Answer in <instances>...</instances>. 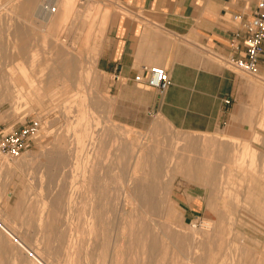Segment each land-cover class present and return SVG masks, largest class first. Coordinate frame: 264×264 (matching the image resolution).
Here are the masks:
<instances>
[{"label":"rangeland","instance_id":"rangeland-1","mask_svg":"<svg viewBox=\"0 0 264 264\" xmlns=\"http://www.w3.org/2000/svg\"><path fill=\"white\" fill-rule=\"evenodd\" d=\"M20 2L21 0H0V130L3 129L9 132L21 128L34 118H41L44 128L35 147L29 153L20 159L4 158V161L14 164V166L19 162L21 169L7 171L0 168V232L2 231L0 234L2 237H0V251H2L3 256L5 254L3 248L5 251L7 250L6 253L8 252V254L6 256L10 258L4 255L5 257H1L3 262L0 264H73L72 261L75 264H117L115 262H117L118 253L116 254V252L119 251L120 253L122 249H126L127 251L123 250V254L125 252L127 254L123 255L121 252L119 254L121 257H119L124 256V259H122L126 261L123 262L119 258L121 261L118 259V264L121 262L122 264H130L129 261L131 264H135L134 262H139L136 264H174L175 262H177L176 264H182L181 261L183 264H187L184 258L188 255L197 256L190 264H264V205H255L256 202L264 201V163L262 161L264 159V73L260 72L258 76L253 77L232 68L238 74L239 80L244 83L243 90L237 98L236 108L232 112L230 120L224 123L217 132L198 133L176 129L162 115L154 113L150 109V104L153 97H155L152 92H155V89L148 86H119L110 80V77L102 73L97 66V60L106 40L111 15L116 11L124 12L121 7L111 0H69L68 7L63 5L58 7L55 2L45 4V6L55 5L57 7V14L53 16L65 11L67 15L64 21L53 23L51 28L47 29L38 15V9H25ZM43 4L44 1L41 2L42 6H44ZM42 12L41 7L40 15L44 13ZM15 40L28 45L27 54L18 55L13 53L12 42ZM7 45L8 47H6ZM203 54L212 63L222 67L228 66V59L214 51L208 49L203 51ZM162 67L167 68V66ZM89 73L91 74L88 75ZM49 79H51V82ZM46 80H48L47 83ZM78 81L85 82L80 89L86 88L85 91H88L86 93L90 94L88 98L90 112L98 123L94 129L99 128L98 130L108 131V133L106 131V138L103 137L102 161H99L101 166H99V169L102 172L97 171V177H99L96 179L97 182L93 183V193L89 189V183L83 182L79 177L77 178L76 173L63 175V171L68 170L69 166L74 170L72 167H75L74 163L78 161L82 163L86 154L78 149L75 135L81 98L80 89L77 88L76 84ZM254 82H257L258 85H254ZM20 94H22V98L16 103L15 97ZM79 94L80 96H78ZM106 120L111 122H106ZM109 123L114 125L113 128H115V125L116 127L119 126V129L124 126V128L127 127L131 131L129 136L133 140L138 136L144 135L145 139L148 137L147 140L151 144V149L149 151V162L145 166L147 169L144 167L146 175L143 176L145 173H141L137 176L139 179L144 177V185L155 192L154 200L159 202L160 211L164 210L165 207V211L169 212V209L171 212H173L172 210L175 211L173 214L169 212L171 224H174H172V231L167 233L171 236L165 235L168 239L163 234H146L147 236L144 235L142 238L148 239V247L141 245L138 247L137 242L141 236H130L131 239L135 238V240H132L135 245L128 243L134 246V250L130 245L129 249L128 244L127 247L124 246L122 249L119 247L117 249L111 244L116 238L123 236L120 233L121 230H119L121 217L118 211L121 208L119 202L124 201V199L119 193H121L122 182L128 178L129 166L127 163H124L122 167L119 166L118 151L115 149L117 146L113 144V140L123 137V134L121 129H111L112 124L110 126ZM158 124H160L159 127H157ZM146 134L147 136H145ZM185 135L194 138L207 136L212 137L211 140L217 138L216 141L226 137V140L246 142L247 145L256 149L254 154L257 165L253 169L249 167L251 156H247L244 166L238 165L236 159L240 156L239 151L236 153L231 152L230 156L228 155L225 160L223 159L216 171L217 176L215 175L207 182L197 179L196 173H193L192 176L174 171L165 173V165L162 166V172L160 171L158 176L151 174L154 170L153 164L155 161L161 160L164 162L167 160L168 157L166 156H170L172 153V145L175 139ZM62 140L68 141L71 149L70 153H62L64 166L68 165L67 168H63L62 164L57 166L47 164L49 163L46 160L48 155L45 158L47 148L53 147V152L56 151L57 148H54V145ZM52 143H54L53 146ZM210 152L211 149L208 153ZM38 159H41V161ZM105 161L108 163H105ZM46 165L49 166L46 167ZM55 170L56 175L54 174ZM223 176L226 177L221 182L220 178ZM67 177L70 178L67 179ZM248 186H254L252 189L253 196L250 195L251 189H247ZM73 187L77 188V193H79L77 200L79 204H76L75 199L70 197ZM92 194L94 198L91 197ZM102 195L106 197L101 198ZM92 203H95L98 215L101 212L102 225L104 222L105 225L107 224L106 228L103 226L101 234L98 233L100 236L97 246L91 242V237L87 233L88 230L83 225L86 216L90 213ZM76 205L80 206L77 207ZM44 207L48 209L50 215L47 223L53 226L52 229L47 231L40 226L38 221L40 218L39 212ZM163 207L164 209H162ZM105 208H108L107 211ZM253 208L258 211L253 210ZM108 210L112 211L109 212ZM56 224L59 227H56ZM102 233L107 235L104 237ZM127 235L123 237L128 238L129 235ZM70 236L77 243V247L73 249L74 254H71L72 258L68 261L69 247L67 242L71 239ZM161 236L164 238H161ZM177 238L179 239L177 240ZM47 239L49 240L47 241ZM109 239L111 242H109ZM160 239H164L165 242ZM182 240L188 241L187 243L183 241L187 244L186 246H184ZM12 241L13 243H11ZM106 241L109 243L106 244ZM189 244L191 245L189 246ZM8 245L12 247V251ZM108 245L109 247L111 245L110 249ZM192 245L193 247H191ZM185 247H188L187 250ZM102 248L103 251L104 249L105 251L108 250V253L102 252ZM143 248H148V250ZM32 249L33 251H31ZM48 249H51L52 252ZM175 249L180 253L185 252L186 255L184 253L177 254L179 252ZM142 250L148 254L146 253L144 256ZM187 251L188 253H186ZM173 253L174 256H172ZM102 255H104L103 259ZM179 255L182 256L179 257ZM75 256L78 260L74 258ZM112 256L114 258L111 259ZM141 256L142 259H147V262L142 260ZM11 258L14 260H11ZM180 258H183V260H180Z\"/></svg>","mask_w":264,"mask_h":264},{"label":"crops","instance_id":"crops-1","mask_svg":"<svg viewBox=\"0 0 264 264\" xmlns=\"http://www.w3.org/2000/svg\"><path fill=\"white\" fill-rule=\"evenodd\" d=\"M111 1L124 12L111 15L97 60L99 70L119 86L143 87L135 81L137 75L151 66H167L173 84L164 94L152 92L150 109L176 129L220 130L230 120L244 83L232 68L206 59L203 51L237 57L232 39L258 0ZM236 15L241 20H234Z\"/></svg>","mask_w":264,"mask_h":264},{"label":"bare ground","instance_id":"bare-ground-1","mask_svg":"<svg viewBox=\"0 0 264 264\" xmlns=\"http://www.w3.org/2000/svg\"><path fill=\"white\" fill-rule=\"evenodd\" d=\"M44 1V4H52L53 2H55L56 6L60 7V6H64V7H68V4H69V0H21V6L25 9H33V8H36L37 12H38V15L39 17L42 19V23H44L45 25V28L47 29H50L51 26L53 25V23H56V22H62V20L64 21L66 18H67V15H66V11L64 13H60L59 15L57 16H53L54 14H47L46 12H42L43 14H41V7H43L41 5V2ZM81 1V0H80ZM96 8V7H95ZM98 9V8H97ZM57 14V13H56ZM94 14V13H93ZM34 15V14H33ZM37 15V16H38ZM94 16V15H93ZM96 16V15H95ZM38 17V19H40ZM102 17V16H101ZM37 18V17H36ZM107 18V16L105 17V19ZM91 21H92V18H91ZM87 25V24H86ZM71 27V26H70ZM64 28V27H63ZM61 29V28H60ZM88 30V29H87ZM95 30V29H94ZM9 32V31H8ZM62 32V31H61ZM60 32V33H61ZM60 35V34H59ZM51 37V36H50ZM60 37V36H59ZM97 37V35H96ZM90 39V37H88ZM58 39V38H57ZM88 40V39H87ZM2 45V44H1ZM89 45V43H88ZM2 47V46H1ZM8 47V45L6 46ZM5 47V48H6ZM10 47V46H9ZM4 48V47H3ZM12 48H13V53H17L18 55H23V54H27V51L29 49L28 45H26L25 43L23 42H17L16 40L14 42H12ZM78 52V51H77ZM84 55V53L82 54V56ZM89 57V56H88ZM37 66V65H36ZM33 67V66H32ZM80 67V66H79ZM89 69V68H87ZM86 72V71H85ZM97 72V71H96ZM84 73V72H83ZM91 73H89L88 75H90ZM97 74V73H95ZM87 75V76H88ZM86 76V77H87ZM51 77V75H50ZM85 77V78H86ZM264 79V78H263ZM262 79V80H263ZM48 80H46V83H47ZM49 81L51 82V79H49ZM43 83V82H42ZM83 81H78L76 84H77V88L79 87H83ZM258 85L257 82H254V85ZM264 84V83H263ZM86 89V88H85ZM85 89H80L79 90V93L81 94V98H80V103H79V117L78 118V121L76 122V126H75V135H76V141H77V144H78V149H80L82 152H85L86 154L83 156L84 159H83V162H76L74 163L75 164V167L72 166L74 168V170H72L69 166V169L66 170V171H63V175L65 174H70V173H76V176L77 178L79 177L80 180H82L83 182H88L89 183V189L92 190L91 193H93V183H95L96 179L99 177H97V171L100 170L99 169V161H102L101 160V151L103 150V137L104 139L106 138L105 135H106V131L107 130H97L94 129V127L98 125V123L96 122V119L94 118V116H92L91 112H90V103H88V98L90 97V94L88 95V91H85ZM43 90V89H42ZM9 91V90H8ZM87 92V93H86ZM91 92V90H90ZM16 93V91H15ZM28 94V93H27ZM80 94L78 96H80ZM77 96V95H76ZM9 97V96H8ZM92 97V95H91ZM15 102L18 103L21 98H22V94L20 95H17L15 97ZM79 98V97H78ZM101 98V97H100ZM5 99V98H4ZM91 99V98H90ZM74 101V100H73ZM92 101V100H91ZM89 101V102H91ZM70 103V102H69ZM100 105V104H98ZM77 107V106H76ZM66 109V108H65ZM92 111V110H91ZM110 112V110H109ZM95 113V112H94ZM68 114V113H67ZM107 117H109L107 115ZM106 117V118H107ZM264 117V116H263ZM110 119V118H109ZM110 121V120H108ZM106 120V122H108ZM111 122V121H110ZM113 123V122H112ZM111 123V124H112ZM116 123V122H115ZM106 124V123H105ZM104 124V125H105ZM110 124V123H109ZM110 124V126H111ZM117 124V123H116ZM109 126V127H110ZM113 124H112V128L113 130H117L119 129L118 127H116L115 125V128H113ZM160 124L157 125V127H159ZM108 130L109 128L107 126H105ZM123 127V125H122ZM125 127V126H124ZM120 128L121 131H122V134H123V137L117 139L115 138V141L113 140V144L115 146H117V148L115 147V149H117L118 153H117V159H118V163H119V166L122 167V165L124 163H127L128 166H129V170H128V178L127 180L125 181H121L122 182V186H121V193L120 196L124 199V201L122 202H119V204L121 205V208L119 212L120 214V219H121V222L119 223V230L120 233L123 234V236L129 235L128 239L127 237H121L119 236L118 238H116L115 241H113V244L115 246V248L118 249L119 248H123L124 246H126L128 243H133L132 240H135L134 239H131L130 236H141V238L139 239V241L137 242L138 244V247L143 246H147L148 244V239H143L142 236L145 235V237L150 234V233H153V234H158V235H162L165 237V235L168 233V232H171L172 231V223L171 224V219L169 218V214L170 213H175L174 210H172L173 212L170 211L169 209V212L165 209L164 207L162 209L164 210H159L160 208V204L159 202L155 201L154 198H155V192L153 191V189L151 188H147L146 185H144V177L142 179H139L138 176L139 174L141 173H145L143 174L146 175V172H145V169L144 167L147 165V162H149V151L151 149V144L149 143V141L147 139H145L143 136H138L137 138H135L134 140L132 138H130V130L126 128ZM260 127V126H259ZM105 128V129H106ZM117 128V129H116ZM119 129V130H120ZM53 130V129H52ZM118 130V131H119ZM172 130V129H171ZM120 131V132H121ZM117 132V131H116ZM134 132V131H133ZM132 132V133H133ZM138 132V131H137ZM108 133V131H107ZM173 133V132H172ZM53 134V133H52ZM113 134V133H112ZM134 134V133H133ZM109 136V135H107ZM113 136V135H112ZM147 136V134L145 135ZM54 137V136H53ZM174 137V136H173ZM49 138V137H48ZM66 138V137H65ZM110 138V136L108 137ZM114 138V137H113ZM150 138V137H149ZM193 137V136H180V137H177L175 139V141L173 142V145H172V153L170 154V156H166L168 157L167 160H165L164 162H162L161 160L159 161H155V163L153 164V167H154V170L153 172H151V174H154L156 176L159 175V172L161 171L162 172V166L165 165L164 167V172H168V171H174V172H181V173H185L187 175H193V173H196V177H198L197 179H202L204 181H210V179L214 178V176L216 175V171L218 170L219 168V165H220V162L224 159H226L228 157V155L230 156L231 152H239L240 153V156L236 159V163H238V165L240 166H244L246 163V159H247V156H251V159L249 161V167H252L251 169H253V167H255L257 165V160H256V156L254 154V152L256 151V149H253L251 146L247 145L246 142H238V141H234V140H226V137L225 139H220V140H217L214 139V140H211L210 138L212 137H207V136H204V137ZM111 139V138H110ZM56 140V139H55ZM151 140V139H150ZM50 141V140H49ZM52 141V140H51ZM109 141V140H108ZM152 141V140H151ZM109 143V142H108ZM54 143H52L51 145L53 146ZM257 144V143H256ZM57 148V152L52 150L53 147L51 148H47L46 150V156L45 158H47V155H48V159H46L49 163L47 164H51L53 166H57V165H60L62 164L63 165V168H67L68 165H65L64 166V161H63V154H65V152H69L71 151V149L69 148V143L68 141H60L58 142V144H55L54 145V148ZM110 148V147H109ZM112 148H114V146H112ZM255 148V147H254ZM201 149V150H200ZM211 149V152L208 153V151ZM111 150V149H110ZM113 150V149H112ZM111 150V151H112ZM159 150V149H158ZM107 151V150H106ZM201 151H203V153H201ZM251 154H250V152ZM64 152V153H63ZM76 152V151H75ZM253 152V153H252ZM63 153V154H62ZM111 153V152H110ZM109 153V154H110ZM43 154V153H42ZM68 154V153H67ZM116 154V153H115ZM52 156V157H51ZM107 156V155H106ZM110 156V155H108ZM38 158V156H37ZM36 158V159H37ZM76 158V157H75ZM107 158H111V157H107ZM7 159V158H6ZM41 159H43L41 157ZM41 159L39 161H41ZM74 159V158H73ZM34 160V159H33ZM75 160V159H74ZM112 160V159H111ZM114 160V159H113ZM156 160V159H155ZM24 161V160H23ZM31 161V160H30ZM38 161V162H39ZM107 161V160H106ZM105 163H108L106 162ZM117 161V160H116ZM154 161V160H153ZM263 163H264V159L262 160ZM44 162V161H43ZM69 162V161H68ZM30 164V162H28ZM102 163V162H101ZM33 164V163H32ZM44 164V163H43ZM27 165V164H26ZM102 165V164H101ZM105 165V164H104ZM49 166V165H46V167ZM101 167V166H100ZM111 167V166H110ZM109 167V168H110ZM113 167V166H112ZM262 167V166H261ZM0 168H2L3 170L6 169L7 171H15L17 170L18 168L21 169V166H19V162L18 164H16V166H14V164H11L7 161H4V158H1L0 159ZM146 168V167H145ZM1 169V170H2ZM15 169V170H14ZM51 169V168H50ZM60 169V168H59ZM147 169V168H146ZM153 169V168H152ZM156 169V170H155ZM2 170V171H3ZM29 170V169H28ZM117 170V169H116ZM23 171V170H22ZM102 172V170H100ZM99 171V172H100ZM112 171V170H111ZM120 171V170H119ZM147 171V170H146ZM1 172V171H0ZM4 172V171H3ZM18 172V171H17ZM56 170L54 171V174H55ZM121 172V171H120ZM59 173V172H58ZM123 173V172H122ZM254 173V172H253ZM10 174V172H9ZM61 174V173H60ZM116 174V173H115ZM148 174V173H147ZM150 174V172H149ZM1 175V174H0ZM56 175V174H55ZM138 175V176H137ZM154 175L152 176L154 178ZM62 176V175H61ZM68 176V175H67ZM72 176V175H71ZM100 176H101V173H100ZM148 176V175H147ZM217 176V175H216ZM66 177V176H65ZM120 177H121V174H120ZM141 177V176H140ZM226 176H223L220 178L221 182L222 180L225 178ZM52 178V177H51ZM70 178V177H67V179ZM58 179V177H57ZM64 179V177H63ZM62 179V181H63ZM66 179V180H67ZM147 179H149L147 177ZM51 180V179H50ZM146 180V179H145ZM153 180V179H151ZM59 181V180H58ZM69 181V180H68ZM120 181V179H119ZM157 181V180H156ZM226 181V180H225ZM65 182V181H64ZM97 182V181H96ZM120 182V183H121ZM155 182V181H154ZM254 182V181H253ZM55 183H58V182H55ZM63 183V182H62ZM118 183V182H117ZM146 183V182H145ZM229 183V181H228ZM64 184V183H63ZM67 184V182L65 183V185ZM69 184V183H68ZM87 184V183H86ZM119 184V183H118ZM65 185H63L65 187ZM252 185V184H251ZM119 187V185H118ZM153 187V186H152ZM254 186H248L247 189H251V193L250 195L253 196L252 194V189H253ZM68 188V186H67ZM154 188V187H153ZM86 189V187H85ZM118 189V188H117ZM120 189V188H119ZM97 191V189H96ZM95 191V192H96ZM254 191V190H253ZM57 192V191H56ZM255 192V191H254ZM90 193V191H89ZM97 193V192H96ZM168 193V191H167ZM88 194V193H87ZM95 194V193H94ZM113 194V193H112ZM118 195V193H116ZM69 195V193H68ZM67 195V196H68ZM115 195V193H114ZM249 195V196H250ZM64 196V195H63ZM87 196V195H86ZM89 196V195H88ZM250 196V197H251ZM70 197L72 199H75V202L76 204L78 203L77 200L79 198V193H77V188H74L72 189L71 191V195ZM69 197V198H70ZM92 198H94V195L92 194L91 195ZM106 197V196H105ZM103 197V195L101 196V198H105ZM68 199V197H66ZM85 198V197H84ZM252 198V197H251ZM86 199V198H85ZM66 200V199H65ZM88 200V199H87ZM68 201V200H67ZM66 201V202H67ZM96 201V200H95ZM81 202V201H80ZM90 202V201H89ZM93 202V201H92ZM101 202V201H100ZM88 203V202H86ZM116 203V202H115ZM114 203V204H115ZM243 203V202H242ZM255 203V202H254ZM253 203V205H254ZM73 204V203H72ZM79 204V203H78ZM92 204H94V206H92ZM91 204V210L90 213L86 216L85 218V222H84V228H87L88 230V234L90 235L91 237V242L95 243L96 246L98 245V239H99V234H101V231L103 230V226H107V224L105 225V222L104 224L102 225V218L100 217L101 215V212H100V215H98V212H97V207L95 206V203H92ZM105 204V203H104ZM113 204V206H114ZM239 204V203H238ZM106 205V204H105ZM109 205V204H108ZM107 205V206H108ZM111 205V204H110ZM218 205V203H217ZM255 205H264V203H260V202H256ZM43 206V205H42ZM77 206V205H76ZM80 206V205H78ZM77 206V207H78ZM103 206V205H102ZM163 206H167V205H163ZM65 207V206H64ZM105 207V206H103ZM103 207H101L103 209ZM116 207V206H114ZM123 207V208H122ZM162 207V206H161ZM171 207V206H170ZM260 207V206H259ZM42 208V207H41ZM109 208V206H108ZM107 208V209H108ZM169 208V207H168ZM240 208V207H238ZM49 209L51 210V208L49 207ZM81 209V208H80ZM101 209V210H102ZM106 209V208H105ZM106 209V211H107ZM118 209V210H119ZM161 209V208H160ZM172 209V207H171ZM241 209V208H240ZM244 209V208H242ZM60 210V209H59ZM116 210V209H115ZM220 210V209H219ZM238 210V209H237ZM253 210H256L258 211L257 209L253 208ZM19 211V210H18ZM32 211V210H31ZM57 211V210H56ZM55 211V212H56ZM104 211V210H103ZM102 211V213H103ZM105 211V212H106ZM109 211V210H108ZM112 211V210H111ZM109 211V212H111ZM114 211V210H113ZM245 211V210H244ZM264 211V210H263ZM53 212V211H52ZM59 212V211H58ZM61 212V211H60ZM80 212V211H79ZM116 212V211H114ZM113 212V213H114ZM241 212V211H240ZM40 213V218H39V222H40V226L45 228L46 231L47 230H50L52 229V225L51 224H48L47 222H49L48 220L50 219V215H49V211L46 207H44ZM54 213V212H53ZM75 213V212H74ZM225 213V212H224ZM20 214V212H19ZM84 214V213H83ZM87 214V213H86ZM118 214V213H117ZM116 214V215H117ZM32 215V214H31ZM54 215V214H53ZM112 215V214H111ZM77 216V215H76ZM107 216V215H106ZM37 217H38V214H37ZM36 217V219H37ZM55 217H56V214H55ZM61 217V216H60ZM111 217V216H110ZM114 217V216H113ZM27 218V217H26ZM30 218V217H29ZM62 218V217H61ZM112 218V217H111ZM117 218V217H116ZM221 218V217H220ZM57 219V217H56ZM80 219V218H79ZM83 219V218H82ZM107 219V218H106ZM110 219V218H108ZM77 220V219H76ZM58 221V219H57ZM60 221V220H59ZM106 221V220H105ZM110 221V220H108ZM107 221V222H108ZM221 221V220H220ZM38 222V223H39ZM54 222V221H53ZM52 222V224H54ZM173 222V221H172ZM83 223V222H82ZM80 223V224H82ZM116 223V222H115ZM5 224V223H4ZM27 224V223H26ZM29 224V223H28ZM27 224V225H28ZM59 224V222H58ZM58 224H56V227L58 226ZM109 224V223H108ZM117 224V223H116ZM215 224V223H214ZM112 225V224H111ZM62 226V225H61ZM6 227V226H5ZM28 227V226H26ZM31 227V226H30ZM59 227V226H58ZM80 227V226H79ZM83 227V226H82ZM115 227V225H114ZM118 227V226H117ZM195 227V226H194ZM20 228V227H19ZM78 228V227H76ZM106 228V227H105ZM108 228V227H107ZM74 229V228H73ZM112 229V228H110ZM109 229V230H110ZM192 229V228H190ZM209 229V228H208ZM218 229V228H217ZM222 229V228H221ZM2 230V229H1ZM10 230V229H9ZM8 230V231H9ZM66 230V229H64ZM72 230V229H71ZM84 230V229H83ZM213 230V229H211ZM56 231V230H55ZM54 231V233H55ZM63 231V230H62ZM78 231V230H77ZM105 231V229H104ZM116 231V230H115ZM114 231V233H115ZM222 231V230H221ZM19 232V231H18ZM58 232V230H57ZM65 232V231H63ZM106 232H108L106 230ZM205 232V231H204ZM210 232V231H209ZM2 233V231L0 232V234ZM10 233V231H9ZM70 233V232H69ZM76 233V232H75ZM99 233V234H98ZM4 234V233H3ZM103 234V233H102ZM117 234V233H116ZM147 234V235H146ZM171 234V233H170ZM195 234V233H194ZM211 234H212V231H211ZM15 235V234H13ZM52 235V234H51ZM56 235V234H55ZM88 235V236H89ZM107 235V234H105ZM105 235L103 234V236L105 237ZM114 235V234H113ZM127 235V236H128ZM169 236V234H167ZM197 235V234H195ZM216 235V234H215ZM218 235V234H217ZM222 235V234H221ZM47 236V235H46ZM76 236V235H75ZM117 236V235H116ZM161 236V238L163 237ZM171 236V235H170ZM169 236V237H170ZM209 236V235H208ZM219 236V235H218ZM1 237V235H0ZM6 237V236H5ZM16 237V236H15ZM69 237V236H68ZM113 237V236H112ZM149 237V236H148ZM163 237V238H164ZM212 237V236H211ZM2 238V237H1ZM48 238V237H47ZM71 239L68 240L67 244H68V253L69 256L68 257V261H70V259L72 258V255L74 254L73 253V249L75 248L76 249V245L77 243L75 241H73L72 237L70 236ZM76 238V237H75ZM115 238V237H114ZM133 238V237H132ZM167 238V236L165 237ZM176 238V237H175ZM208 238V237H207ZM57 239V238H56ZM87 239V238H86ZM111 239V238H110ZM109 239V240H110ZM137 239V238H136ZM143 239V240H142ZM168 239V238H167ZM179 238H177L178 240ZM210 239V238H209ZM9 240H10V237H9ZM13 240V239H12ZM49 239H47L48 241ZM104 240V239H103ZM107 240V239H106ZM138 240V239H137ZM150 240V239H149ZM160 240H164V239H160ZM166 240V239H165ZM181 240V239H180ZM179 240V241H180ZM191 240V239H190ZM189 240V241H190ZM193 240V239H192ZM191 240V241H192ZM211 240V239H210ZM59 241V240H58ZM62 241V240H61ZM156 241V240H155ZM178 241V243H180ZM185 241V240H182V242ZM8 242V241H7ZM33 242V241H32ZM80 242V241H79ZM103 242V241H102ZM108 241H106V244H107ZM111 242V240L109 241ZM108 242V243H109ZM158 242V241H157ZM165 242V241H163ZM186 242V241H185ZM183 242L186 246L187 242L185 243ZM208 242V240H207ZM13 243V241L11 242ZM48 243V242H47ZM46 243V245H47ZM82 243V242H81ZM190 243V242H189ZM2 244V243H1ZM21 244V243H20ZM49 244V243H48ZM52 244V243H51ZM94 244V245H95ZM128 244V247L129 245ZM134 244V243H133ZM152 244V242H151ZM157 244V243H156ZM167 244V243H166ZM175 244V243H174ZM182 244V243H181ZM194 244V243H192ZM7 245V244H6ZM50 245V244H49ZM83 245V244H82ZM112 245V246H113ZM135 245V244H134ZM172 245V244H171ZM191 244H189L190 246ZM1 246V245H0ZM9 246V245H8ZM51 246V245H50ZM49 246V247H50ZM93 246V245H92ZM113 246V248H114ZM178 246V245H177ZM5 247V245H4ZM7 247V246H6ZM67 247V246H66ZM95 247V246H94ZM102 247V245H101ZM107 247V246H106ZM111 247V245H110ZM109 245H108V248L110 249ZM127 247V246H126ZM130 247H132V249L134 248V246L130 245ZM129 247V249H130ZM148 247V246H147ZM175 247V245H174ZM173 247V248H174ZM180 247V246H178ZM181 247H183L181 245ZM193 247V245L191 246ZM10 250L12 249V247H10ZM48 248V247H47ZM63 248V247H62ZM105 248V247H103ZM103 248L101 249L102 252L104 253H108L107 251V248L105 251H103ZM137 248V246H136ZM156 248V246H155ZM170 248V247H169ZM177 248V247H176ZM184 248V247H183ZM186 250L188 247H185ZM1 249V247H0ZM15 249V248H14ZM17 249V248H16ZM66 249V248H65ZM100 250V248H98ZM120 249V250H121ZM128 249V248H127ZM135 249V248H134ZM133 249V250H134ZM142 249V248H141ZM144 249V248H143ZM178 249V248H177ZM177 249H175L176 251H178ZM193 249V248H192ZM200 249V248H199ZM4 252H5V256L8 254V252L6 253L5 249L3 248ZM19 250V249H18ZM21 250V249H20ZM36 250V249H35ZM49 250V249H48ZM83 250V249H82ZM123 250L127 251L126 249H122V254L124 253ZM132 250V252H133ZM137 250V249H136ZM144 250H148V248L144 249ZM170 250V249H169ZM183 250V249H181ZM180 250V251H181ZM12 251V250H11ZM33 251V249L31 250ZM51 251V249L49 250ZM117 251V250H115ZM129 251V250H128ZM138 251V250H137ZM143 251V250H142ZM175 251V252H176ZM184 251V250H183ZM37 252V251H36ZM44 252V251H43ZM52 252V251H51ZM92 252V251H91ZM120 252V253H121ZM179 252V251H178ZM182 252V251H181ZM18 253V252H17ZM29 253H30V250H29ZM73 253V254H72ZM76 253V252H75ZM104 253H101V254H104ZM114 253V251H113ZM118 253V254H117ZM119 251L116 252L117 256H118V259L121 257L119 254ZM145 256V254L147 252H142ZM141 253V254H142ZM164 253V252H163ZM185 254V252H182ZM182 253H177V254H182ZM188 253V251L186 252ZM191 253H192V250H191ZM2 251H0V261L1 259L3 258L2 256ZM13 254V253H12ZM11 254V255H12ZM37 254V253H36ZM67 254V252H66ZM72 254V255H71ZM111 254V253H110ZM116 254H114V256H116ZM125 254H127L125 252ZM123 254V255H125ZM142 254V256H143ZM148 254V253H147ZM38 255V254H37ZM71 255V256H70ZM105 255V254H104ZM104 255H102V259L104 257ZM130 255V253H129ZM132 255V253H131ZM183 255V257H184ZM202 255V254H201ZM4 256V257H5ZM17 256V254H16ZM85 256V255H84ZM110 257V255H108ZM107 256V257H108ZM120 256V257H119ZM142 256H141V259H142ZM143 256V257H144ZM174 256V253L173 255ZM176 257H178L177 255H175ZM182 256V255H181ZM179 255V257H181ZM200 256V255H199ZM2 257V258H1ZM8 257V256H6ZM26 257V256H25ZM35 257V256H34ZM40 257V256H39ZM81 257V256H80ZM107 257H106V260H107ZM130 257V256H129ZM140 257V256H139ZM166 257V256H165ZM175 257V258H176ZM197 256H193V255H188V257L186 256L184 259L187 261V264H190L193 262L194 258H196ZM201 257V256H200ZM9 258V257H8ZM6 258V259H8ZM21 258H22V255H21ZM74 258H77L76 256ZM114 258L113 256L111 257V259ZM124 259V256L122 257ZM120 258V259H122ZM146 258V257H145ZM162 258V257H161ZM173 258V257H172ZM10 259V258H9ZM8 259V260H9ZM37 259V258H36ZM81 259V258H80ZM116 259V257H115ZM117 259V262L115 263H119ZM119 259V260H120ZM122 259V260H123ZM126 259V258H125ZM200 259V258H198ZM209 259V258H207ZM11 260H14L13 258H11ZM43 260V259H42ZM50 260V259H49ZM65 260V259H64ZM73 260V259H72ZM76 260V259H75ZM78 260V258H77ZM99 260V259H98ZM97 260V261H98ZM105 260V261H106ZM142 260H146L147 262V259H142ZM162 260V259H161ZM167 260V259H166ZM165 260V261H166ZM174 260V259H173ZM176 260L178 261V259L176 258ZM180 260H183V258ZM184 260V261H185ZM197 260V259H196ZM22 261V260H21ZM103 261V260H101ZM111 261V260H110ZM114 261V260H113ZM116 261V260H115ZM121 261V260H120ZM126 261V260H123V262ZM129 261V260H127ZM135 261V260H134ZM137 261V260H136ZM143 261V262H144ZM150 261V260H149ZM185 261V262H186ZM200 261V260H199ZM210 261V259L208 260ZM212 261V259H211ZM3 261H1L0 263H2ZM34 262V261H33ZM62 262V261H61ZM73 264L74 261H72ZM100 262V260H99ZM174 262V261H172ZM184 262V263H185ZM12 263V262H11ZM15 263V262H14ZM77 263H80V262H77ZM102 263V262H101ZM114 263V262H113ZM127 263V262H126ZM129 263L131 264V262L129 261ZM135 264L136 263H139V262H134ZM177 262H175L174 264H176ZM179 263V261H178ZM181 263L183 264V262L181 261ZM197 263V262H196ZM104 264V263H103ZM122 264V262L120 263Z\"/></svg>","mask_w":264,"mask_h":264},{"label":"built area","instance_id":"built-area-1","mask_svg":"<svg viewBox=\"0 0 264 264\" xmlns=\"http://www.w3.org/2000/svg\"><path fill=\"white\" fill-rule=\"evenodd\" d=\"M42 11L56 14L55 5L43 6ZM234 20H241L239 15ZM231 48L238 56L227 60L230 68L246 75L256 77L261 72V61L264 56V0H258L250 19L242 29L238 30L232 39ZM145 74H139L135 81L139 84L164 94L172 86V78L167 68L151 66ZM227 104L231 101L226 100ZM44 128L41 118H34L21 128L6 132L0 130V158L20 159L29 153L36 145Z\"/></svg>","mask_w":264,"mask_h":264}]
</instances>
